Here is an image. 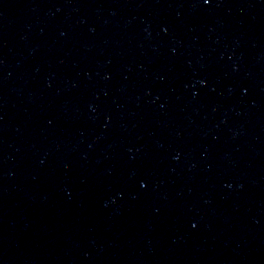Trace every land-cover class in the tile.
Wrapping results in <instances>:
<instances>
[{"label": "water", "instance_id": "water-1", "mask_svg": "<svg viewBox=\"0 0 264 264\" xmlns=\"http://www.w3.org/2000/svg\"><path fill=\"white\" fill-rule=\"evenodd\" d=\"M0 264H264V0H0Z\"/></svg>", "mask_w": 264, "mask_h": 264}, {"label": "snow or ice", "instance_id": "snow-or-ice-1", "mask_svg": "<svg viewBox=\"0 0 264 264\" xmlns=\"http://www.w3.org/2000/svg\"><path fill=\"white\" fill-rule=\"evenodd\" d=\"M209 2V0H204V3H208Z\"/></svg>", "mask_w": 264, "mask_h": 264}]
</instances>
